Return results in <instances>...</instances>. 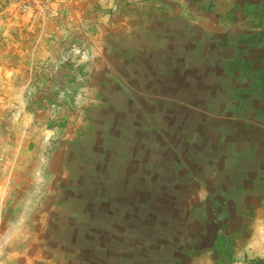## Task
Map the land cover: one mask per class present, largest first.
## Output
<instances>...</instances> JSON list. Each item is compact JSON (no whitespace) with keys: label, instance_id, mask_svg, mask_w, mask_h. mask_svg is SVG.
Instances as JSON below:
<instances>
[{"label":"rangeland","instance_id":"374dc122","mask_svg":"<svg viewBox=\"0 0 264 264\" xmlns=\"http://www.w3.org/2000/svg\"><path fill=\"white\" fill-rule=\"evenodd\" d=\"M0 188L10 264H264V0H0Z\"/></svg>","mask_w":264,"mask_h":264},{"label":"clouds","instance_id":"9594fccd","mask_svg":"<svg viewBox=\"0 0 264 264\" xmlns=\"http://www.w3.org/2000/svg\"><path fill=\"white\" fill-rule=\"evenodd\" d=\"M51 133H49L46 137H45V141L47 142L48 139H50ZM47 158L43 155L40 156L39 158V163L37 165V169H36V175L40 176L42 173V170L44 168L45 165H47ZM3 196V189L0 188V197ZM15 227V226H13ZM5 235H0V248L2 247H6L7 246V240L9 238V236L11 235V229L6 230Z\"/></svg>","mask_w":264,"mask_h":264},{"label":"trees","instance_id":"16d2710c","mask_svg":"<svg viewBox=\"0 0 264 264\" xmlns=\"http://www.w3.org/2000/svg\"><path fill=\"white\" fill-rule=\"evenodd\" d=\"M231 246L229 240H225L223 238H219V242L214 246V250L220 253L224 258L226 257L228 260L231 259Z\"/></svg>","mask_w":264,"mask_h":264},{"label":"crops","instance_id":"0c3cea01","mask_svg":"<svg viewBox=\"0 0 264 264\" xmlns=\"http://www.w3.org/2000/svg\"><path fill=\"white\" fill-rule=\"evenodd\" d=\"M14 255V249L12 247L0 249V264H10L15 258Z\"/></svg>","mask_w":264,"mask_h":264}]
</instances>
